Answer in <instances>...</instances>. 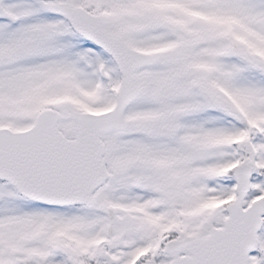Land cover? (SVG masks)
Returning <instances> with one entry per match:
<instances>
[{"label":"snow or ice","instance_id":"1","mask_svg":"<svg viewBox=\"0 0 264 264\" xmlns=\"http://www.w3.org/2000/svg\"><path fill=\"white\" fill-rule=\"evenodd\" d=\"M0 264H264V0H0Z\"/></svg>","mask_w":264,"mask_h":264}]
</instances>
